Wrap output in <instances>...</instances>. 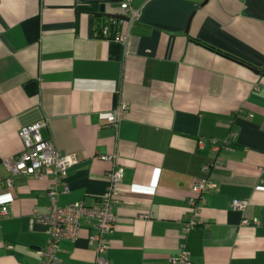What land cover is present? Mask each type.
Returning <instances> with one entry per match:
<instances>
[{
    "label": "crops",
    "instance_id": "obj_1",
    "mask_svg": "<svg viewBox=\"0 0 264 264\" xmlns=\"http://www.w3.org/2000/svg\"><path fill=\"white\" fill-rule=\"evenodd\" d=\"M124 1L0 0V264H37L49 238L32 220L53 179L5 166L24 150L21 129L39 122L79 159L59 206L98 209L108 174L124 168L110 264H171L182 244L192 264H264V0H131L139 17L113 33L125 40L100 37L104 19L125 18ZM121 106L118 128L100 120ZM200 178L218 187L203 199ZM93 225L61 241L59 264L95 263Z\"/></svg>",
    "mask_w": 264,
    "mask_h": 264
},
{
    "label": "built area",
    "instance_id": "obj_2",
    "mask_svg": "<svg viewBox=\"0 0 264 264\" xmlns=\"http://www.w3.org/2000/svg\"><path fill=\"white\" fill-rule=\"evenodd\" d=\"M122 15L128 19L127 22L132 23L139 17V13L134 11L131 6V0H125L120 6ZM125 20L109 18L102 27V36L105 39L112 37V27L123 25ZM118 41H124L125 38L118 32L114 36ZM126 111L125 106H121L118 110L111 113H102L99 115L100 120L106 121L109 125L118 128L120 120ZM47 123L39 122L21 129L19 136L24 144L23 152L14 159H6L5 166L9 170L11 176L24 174L35 178L51 177L54 184L47 189V195L50 205L45 214H37L34 216L33 226H40L45 229L48 235L47 245L39 251L40 261L37 264H59L57 253L60 249V243L63 240L77 241L80 232L82 221H93L94 229L97 234L90 235L88 241L91 245H95L96 259L94 264H110L106 257L109 249L108 241L105 235L112 233L115 227L116 218L113 213L114 207L119 204L120 190L119 187L123 182L125 170L123 167H115L108 174V188L103 195L100 207L98 209L89 208L83 202H76L65 207L58 205V197L60 191L59 186H62L63 193L69 191L65 180L69 171L78 164L79 159L75 156L63 155L55 149L53 143L44 140L41 135V130ZM231 145L227 140L225 147ZM100 160L111 162L114 157L101 156ZM218 165L223 166L224 160L217 161ZM208 168L206 169V172ZM12 177L6 180V185L12 187ZM217 185L208 178L196 179L192 192L202 197L209 190H217ZM234 211L243 212L248 207L246 200H234L231 203ZM7 215V211H0V219ZM258 225V221L244 220L242 223L245 226ZM200 222L193 217L189 221L183 223L181 229L183 235H187L191 230L199 226ZM171 264H192L190 255L186 252L184 245L180 247V252L175 257Z\"/></svg>",
    "mask_w": 264,
    "mask_h": 264
},
{
    "label": "trees",
    "instance_id": "obj_3",
    "mask_svg": "<svg viewBox=\"0 0 264 264\" xmlns=\"http://www.w3.org/2000/svg\"><path fill=\"white\" fill-rule=\"evenodd\" d=\"M108 19H109V18L104 19L103 22H102V24H101V26H100V28H99V34H100V37H103V36H102V27H103V25L106 23V21H107ZM114 28H115V27H112V31H111L112 37H111V38H114V36H115L116 33H117V32H116V33L113 35V33L115 32V31H114ZM103 38H104V37H103Z\"/></svg>",
    "mask_w": 264,
    "mask_h": 264
},
{
    "label": "water",
    "instance_id": "obj_4",
    "mask_svg": "<svg viewBox=\"0 0 264 264\" xmlns=\"http://www.w3.org/2000/svg\"><path fill=\"white\" fill-rule=\"evenodd\" d=\"M102 12L104 11V9L102 8V10H101ZM108 18H115V19H124V20H126V21H128V19L127 18H123V17H120V16H108Z\"/></svg>",
    "mask_w": 264,
    "mask_h": 264
}]
</instances>
